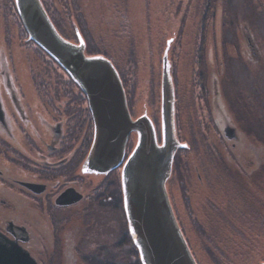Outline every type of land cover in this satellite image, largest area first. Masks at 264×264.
Segmentation results:
<instances>
[{
	"label": "rangeland",
	"instance_id": "rangeland-1",
	"mask_svg": "<svg viewBox=\"0 0 264 264\" xmlns=\"http://www.w3.org/2000/svg\"><path fill=\"white\" fill-rule=\"evenodd\" d=\"M43 3L63 38L78 43L81 36L88 56L112 63L132 118L147 114L158 130L162 77L167 74L176 141L179 149L184 145L178 137L189 147L174 154L166 189L177 223L184 221L178 225L195 263L264 264V0ZM5 7L10 8L8 3ZM11 13L7 24L0 17V60L7 64L5 55L10 58L14 50L23 75L30 74L28 64H35L37 74L54 77L56 62L45 52L33 53L26 46L27 33L19 39L22 23ZM229 124L242 133L234 163L230 143L223 139ZM0 165L15 173L2 159ZM2 191L0 187L5 196ZM26 206L34 211L31 203ZM36 209L48 229L44 212ZM92 216L102 219L99 213ZM74 228L75 223L64 230L70 236ZM105 229L95 232L104 237ZM50 251L46 243L38 254L46 257Z\"/></svg>",
	"mask_w": 264,
	"mask_h": 264
},
{
	"label": "flooded vegetation",
	"instance_id": "flooded-vegetation-1",
	"mask_svg": "<svg viewBox=\"0 0 264 264\" xmlns=\"http://www.w3.org/2000/svg\"><path fill=\"white\" fill-rule=\"evenodd\" d=\"M7 3L10 8L5 7ZM9 10L16 19L12 0H0V17L6 24ZM47 14L50 16L48 11ZM25 37L23 28L19 39ZM26 46L32 47L33 53L42 51L30 40ZM10 53V58L5 55L7 64L0 60V159L13 166L15 172L0 167V185L11 189L0 187L15 196L11 198L5 191V196L0 194V238L9 242L12 255L7 264H20L10 262L17 252L16 259L26 252L36 264H139L123 205L122 164L106 174L84 172L94 133L84 93L54 63L58 72L54 77L37 74L40 70L35 64H28L30 74L23 75L21 60L15 59L14 50ZM126 101L131 114L127 95ZM241 135L230 124L223 130L233 163ZM130 141L123 163L132 150ZM178 141L184 147L175 154L189 147L182 138L178 137ZM26 202L33 205L35 212L28 209ZM38 206L47 218L48 229ZM95 213L101 214L100 221L92 216ZM178 221L184 225V221ZM73 223L75 228L69 236L64 228ZM101 226L108 229L104 237L95 232ZM46 243L51 253L41 257L38 253Z\"/></svg>",
	"mask_w": 264,
	"mask_h": 264
},
{
	"label": "water",
	"instance_id": "water-1",
	"mask_svg": "<svg viewBox=\"0 0 264 264\" xmlns=\"http://www.w3.org/2000/svg\"><path fill=\"white\" fill-rule=\"evenodd\" d=\"M12 2L28 39L56 62L87 99L94 133L84 172L106 174L122 164L123 205L140 263L196 264L166 189L173 157L180 146L175 137L174 100L167 74L162 77L158 130L147 114L132 118L112 63L101 56H88L79 33L78 43L63 38L40 0ZM130 137L136 143L123 163ZM8 243L0 238V264L8 263ZM17 255L18 252L10 262L36 264L26 252L19 259Z\"/></svg>",
	"mask_w": 264,
	"mask_h": 264
},
{
	"label": "snow or ice",
	"instance_id": "snow-or-ice-1",
	"mask_svg": "<svg viewBox=\"0 0 264 264\" xmlns=\"http://www.w3.org/2000/svg\"><path fill=\"white\" fill-rule=\"evenodd\" d=\"M100 59H102V58H100Z\"/></svg>",
	"mask_w": 264,
	"mask_h": 264
},
{
	"label": "trees",
	"instance_id": "trees-1",
	"mask_svg": "<svg viewBox=\"0 0 264 264\" xmlns=\"http://www.w3.org/2000/svg\"><path fill=\"white\" fill-rule=\"evenodd\" d=\"M47 12V11H46ZM50 17V16H49Z\"/></svg>",
	"mask_w": 264,
	"mask_h": 264
}]
</instances>
